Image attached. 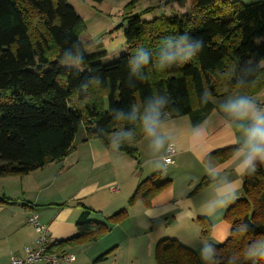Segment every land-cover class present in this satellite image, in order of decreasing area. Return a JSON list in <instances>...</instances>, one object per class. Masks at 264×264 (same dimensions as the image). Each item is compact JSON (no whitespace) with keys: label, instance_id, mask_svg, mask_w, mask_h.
Wrapping results in <instances>:
<instances>
[{"label":"trees","instance_id":"1","mask_svg":"<svg viewBox=\"0 0 264 264\" xmlns=\"http://www.w3.org/2000/svg\"><path fill=\"white\" fill-rule=\"evenodd\" d=\"M135 2L131 0L122 9L125 50L115 61L104 64L85 54L80 40L85 25L67 0H0V178L24 176L61 161L72 150L80 127L84 140L97 139L106 146L121 130L133 131L131 142L124 141L116 149L137 160V144L144 137L139 122L115 120L111 109L126 108L133 102L139 106L150 94L159 92L170 98L164 121L187 116L196 127L214 108L212 100L207 105L199 103L203 90H211L215 99L238 89L254 96L264 88V1L166 0L134 13ZM171 4L184 11L170 7L169 13L143 18ZM185 32L204 41V49L196 58L166 70L149 65L144 69L145 79L130 77L127 60L136 48L144 47L153 56L166 54L162 38ZM176 39L172 40L173 46ZM65 48L73 58L84 53V64H77L79 69L61 66L59 59ZM247 67L253 68L246 76L249 85L237 87ZM94 75L101 77L100 86L89 83L78 87ZM97 130L102 132L96 134ZM231 155L229 147L211 157L221 163ZM169 183L162 173L150 175L138 183L127 201L128 207L136 202L149 207ZM208 183L203 180L190 194ZM0 203L9 201L1 198ZM127 213L123 208L92 219L91 215L98 213L82 206L76 235L54 242L48 251L60 253L95 243L109 232V225L121 222ZM223 219L230 225V233L222 244L212 242L208 220L197 219L202 240L218 248L215 264H230V260L235 264H264L243 258L249 242L264 237L261 165L243 178L242 196L224 211ZM242 223L249 225L248 233L232 232ZM106 258L102 255L95 262ZM154 258L156 264H202L195 251L172 238L157 241Z\"/></svg>","mask_w":264,"mask_h":264},{"label":"crops","instance_id":"2","mask_svg":"<svg viewBox=\"0 0 264 264\" xmlns=\"http://www.w3.org/2000/svg\"><path fill=\"white\" fill-rule=\"evenodd\" d=\"M135 1L136 6L138 0ZM226 98L212 99V112L196 127L187 116L164 121L163 132L168 137L167 143L173 146L170 154L173 163L166 169L156 167L162 165L166 152L153 155L145 136L137 144L136 160L112 144L84 140V131H78L80 135L77 133L72 150L61 161L24 176L0 178V199L9 201V204L0 203V264H9L12 256L22 257L23 247L35 239L33 228L27 223L30 214L35 213L40 224L47 227L51 244L70 239L76 235V221L82 206L98 213L92 214V219L110 216L126 207L139 182L155 173L168 178L169 185L151 200L149 207L135 203L130 208V216L141 217L151 230L155 226L164 231L159 240L176 239L197 255L204 242L197 219L206 218L211 224L212 242L224 243L230 225L223 214L242 196L243 184L235 200L215 215H206L205 205L214 199L218 185L235 178L231 156L221 163L211 157L212 153L234 144L235 138L218 110L219 103ZM208 167H215L219 175L210 177L205 171ZM203 180L209 183L190 194ZM113 186L117 187L116 191H111ZM149 208L153 209L151 216L147 215ZM75 247L66 248L63 253L74 256L71 251ZM75 261L74 256L73 262L62 264Z\"/></svg>","mask_w":264,"mask_h":264},{"label":"clouds","instance_id":"3","mask_svg":"<svg viewBox=\"0 0 264 264\" xmlns=\"http://www.w3.org/2000/svg\"><path fill=\"white\" fill-rule=\"evenodd\" d=\"M178 37V39H176ZM167 45V53L160 52L158 56L149 54L144 47H138L128 58L127 66L130 77L145 79V67L152 65L160 70L185 65L196 58L204 49V41L201 38H194L189 33H181L175 36L162 38ZM176 39V45H172V40ZM75 45L76 43L73 42ZM72 54L68 49H63L59 63H64L66 68L72 67L65 61L72 60ZM250 63V62H246ZM75 64H84V53L81 52L75 57ZM253 68L247 67L245 75L237 80V87L247 88L249 81L247 75L252 74ZM89 83L100 86L102 81L99 75L89 77L88 81L82 82L78 87H87ZM213 99L211 90L205 89L198 97L199 103L207 105ZM170 103V98L166 94L159 92L150 94L140 101L139 106L135 102L125 107L112 108V118L128 122H139L144 136L149 141V147L153 153L159 154L162 151L171 152L172 145L167 143L168 137L163 132L164 120L163 113ZM219 112L226 121V127L231 131L234 139L232 146V168L235 178L225 181L218 185L214 199L205 205L208 209L206 215H215L218 210L227 208L236 198L237 192L243 184V178L256 172L257 165H264V103L255 99L252 95L245 92L240 95H229L218 105ZM102 130H97L99 134ZM133 131L121 130L116 133L112 140V145L119 148L124 141L131 142ZM167 144V147H166ZM162 165L157 164V168L166 169L173 163L170 155L162 157ZM210 177H217L218 170L215 167L205 169ZM153 209L149 208L147 215L151 216ZM241 231L248 233L249 225L242 223L233 229L232 232ZM218 248L208 242H203L199 249L198 256L202 264H215V257ZM243 258L248 262L264 261V237L250 241L247 248L243 251ZM230 264H235L230 260Z\"/></svg>","mask_w":264,"mask_h":264},{"label":"rangeland","instance_id":"4","mask_svg":"<svg viewBox=\"0 0 264 264\" xmlns=\"http://www.w3.org/2000/svg\"><path fill=\"white\" fill-rule=\"evenodd\" d=\"M131 0H68L76 13L82 18L85 30L80 36L84 52L88 56H95L104 64L115 61L125 50L122 19V9ZM166 0H138L134 13L149 6L158 5ZM233 1V0H230ZM243 4H251L263 0H239ZM134 7V8H135ZM179 10L175 4L166 6L165 9H156L152 15L144 16L146 20L153 16L169 13L171 8ZM65 63L74 65L69 69H79L75 64V58ZM62 67L64 63H61ZM66 68V67H65ZM244 94L238 89L232 96ZM227 95L226 97H228ZM264 103V88L253 96ZM83 128L80 127L79 133ZM78 133V136L80 135ZM137 203V202H136ZM141 203V202H139ZM123 209V208H122ZM127 217L119 223L109 225V232L95 243L76 246L72 249L76 261L73 264H156L154 242L164 233L159 228L150 229L147 223H143L141 217H131L128 204ZM94 217V216H93ZM100 218V216H98ZM106 254V259L101 262L95 260Z\"/></svg>","mask_w":264,"mask_h":264},{"label":"built area","instance_id":"5","mask_svg":"<svg viewBox=\"0 0 264 264\" xmlns=\"http://www.w3.org/2000/svg\"><path fill=\"white\" fill-rule=\"evenodd\" d=\"M173 152H166L170 155ZM117 187H111V191H116ZM27 223L33 228L36 234L31 244L23 247V256L10 258L9 264H62L63 262H73L74 256L63 252L50 253L48 251L51 245L48 229L45 225L40 224L38 217L32 213L27 218Z\"/></svg>","mask_w":264,"mask_h":264}]
</instances>
